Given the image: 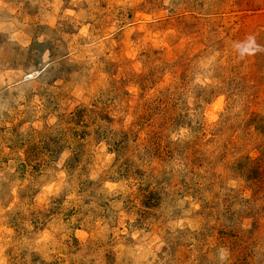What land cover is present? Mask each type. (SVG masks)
Instances as JSON below:
<instances>
[{
    "label": "rangeland",
    "instance_id": "obj_1",
    "mask_svg": "<svg viewBox=\"0 0 264 264\" xmlns=\"http://www.w3.org/2000/svg\"><path fill=\"white\" fill-rule=\"evenodd\" d=\"M0 264H264V0H0Z\"/></svg>",
    "mask_w": 264,
    "mask_h": 264
}]
</instances>
